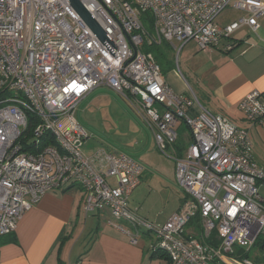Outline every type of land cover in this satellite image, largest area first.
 I'll return each mask as SVG.
<instances>
[{
  "label": "built area",
  "instance_id": "obj_1",
  "mask_svg": "<svg viewBox=\"0 0 264 264\" xmlns=\"http://www.w3.org/2000/svg\"><path fill=\"white\" fill-rule=\"evenodd\" d=\"M79 1L111 42H102L69 0H0V239L45 194L76 185L86 194L87 213L108 210L109 225L133 245L150 233L170 264H264V168L254 160L249 130L210 114L195 96L175 93L144 51L146 44L191 41L203 51L219 48L243 28L259 29L264 0ZM228 8L245 16L218 25ZM102 85L138 111L192 199L190 209L161 227L129 207L144 171L138 162L104 150L83 153L88 136L73 114ZM239 109L252 125L262 122L264 95L249 94ZM181 125L191 138L183 155L175 150ZM197 214L201 239L185 234ZM214 234L216 247L207 243ZM260 240V260L245 257Z\"/></svg>",
  "mask_w": 264,
  "mask_h": 264
},
{
  "label": "crops",
  "instance_id": "obj_2",
  "mask_svg": "<svg viewBox=\"0 0 264 264\" xmlns=\"http://www.w3.org/2000/svg\"><path fill=\"white\" fill-rule=\"evenodd\" d=\"M243 16L244 13L228 8L217 18V24L230 25ZM259 24L256 32L243 28L233 39L222 40L220 47L213 50H200L194 41L186 44L175 42V48L163 44L168 55L160 67L161 71H164L165 67H168L169 71L166 78L162 76L163 79L180 95H190L189 89L193 91L194 87L196 90L194 96L206 111L215 116L225 117L239 128L247 129L251 133V128L248 127L251 123L245 119L239 104L251 93L259 92L264 95V17L260 18ZM228 45L232 48L226 51ZM171 50L177 51L178 54L177 69L172 66ZM103 86L108 87L102 85L98 88ZM75 111L73 118L76 121ZM136 112L141 117L138 111ZM61 122L62 127L68 125L64 118H61ZM76 123L79 124L77 121ZM256 125V130L264 129V120ZM179 131L180 137L175 144V150L183 155L191 138L188 129L183 125ZM152 136L155 142L154 133ZM99 151L103 150H96L89 155L83 150V153L87 157H92ZM253 157L256 161L255 155ZM143 159L147 164L150 162L146 153L143 154ZM149 165L154 169L155 165ZM143 169L140 185L129 197V207L139 217L153 223L152 214L147 210L141 211L140 204L141 202L146 204L153 195L157 198L163 194L152 188L149 180H143L145 174L149 172L148 168ZM168 172L171 184L178 183L174 161L172 169ZM172 196L171 192L170 197ZM85 198V192L76 185L45 194L19 221L16 231L0 239L1 264H163L162 262L168 264L159 257L161 252L152 247L155 240L150 233L137 238V244L133 245L128 235L109 225L111 216L108 210L87 213L84 209ZM190 206L192 199L185 193L180 198L176 211L170 212L160 219L159 223L153 224L161 227L172 215L180 210L190 209ZM194 229L195 226L187 228L186 236L201 239L202 224L198 229ZM214 241L213 246L216 247L218 245L216 235Z\"/></svg>",
  "mask_w": 264,
  "mask_h": 264
},
{
  "label": "rangeland",
  "instance_id": "obj_3",
  "mask_svg": "<svg viewBox=\"0 0 264 264\" xmlns=\"http://www.w3.org/2000/svg\"><path fill=\"white\" fill-rule=\"evenodd\" d=\"M171 52L173 63L171 65L177 69L179 67L177 51L171 50ZM181 58L183 60V57ZM168 74V67H165L162 76L166 78ZM189 90L190 95L196 94L194 87L192 88L193 91ZM136 111L120 94L103 86L80 102L74 117L89 136L83 148L86 155L99 149L126 154L143 167L148 168L149 172L145 174L143 180H149L151 187L156 188L163 195L157 198L153 195L146 204L141 202L140 206L141 211L147 210L149 214H152L153 223L156 224L167 214L179 208V200L182 195H185V192L177 182L171 184L168 171L172 169L173 160L157 149L152 131L144 119L136 114ZM256 126L248 124V127L251 128L253 155H255L256 162L264 168V129L256 130ZM144 153L148 155L150 160L148 164L143 159ZM149 164L155 165L154 169ZM171 192L173 193L172 197H170ZM260 196L264 198V187L260 189ZM261 257L262 253L259 247H254L249 254L252 261H255L254 259L260 260ZM162 263L164 264V262Z\"/></svg>",
  "mask_w": 264,
  "mask_h": 264
},
{
  "label": "trees",
  "instance_id": "obj_4",
  "mask_svg": "<svg viewBox=\"0 0 264 264\" xmlns=\"http://www.w3.org/2000/svg\"><path fill=\"white\" fill-rule=\"evenodd\" d=\"M145 24H146V28L151 32V30H152V22H151V20L149 19L148 21L145 22ZM165 49H166V47H164L163 45H159L158 46V45H148V44H146L145 47H144V51L146 53L152 54L155 57L157 63L160 64V66L162 64V61H164L167 58V55H168V53L165 52ZM50 143H53V145H54V142L50 141ZM201 222H202L201 221V217H200L199 214H197L191 220V222L187 225V228H194V226H195L194 230H196V229H198L200 227ZM214 239H215V234L213 235L211 240L207 241V243H210L211 245H213V243H215ZM217 244H218L217 246H219L220 245V241H217ZM255 247L262 248V241L260 240L258 243H256ZM249 254L250 253L246 254L245 257L249 258ZM159 257L161 259L165 260L168 264H170V262H168L169 260L166 257V255L162 254V255H159ZM254 260L257 261V262L259 261L258 259H254Z\"/></svg>",
  "mask_w": 264,
  "mask_h": 264
},
{
  "label": "water",
  "instance_id": "obj_5",
  "mask_svg": "<svg viewBox=\"0 0 264 264\" xmlns=\"http://www.w3.org/2000/svg\"><path fill=\"white\" fill-rule=\"evenodd\" d=\"M71 7L79 15V17L88 25L92 32L102 41L111 42L105 31L94 20L91 14L84 8L79 0H69Z\"/></svg>",
  "mask_w": 264,
  "mask_h": 264
}]
</instances>
